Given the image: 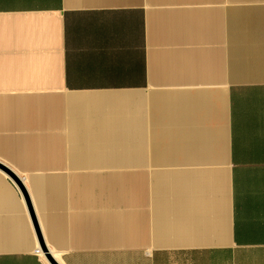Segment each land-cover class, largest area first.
Segmentation results:
<instances>
[{"label":"crops","instance_id":"crops-1","mask_svg":"<svg viewBox=\"0 0 264 264\" xmlns=\"http://www.w3.org/2000/svg\"><path fill=\"white\" fill-rule=\"evenodd\" d=\"M0 164V264H264V0H0Z\"/></svg>","mask_w":264,"mask_h":264},{"label":"water","instance_id":"water-1","mask_svg":"<svg viewBox=\"0 0 264 264\" xmlns=\"http://www.w3.org/2000/svg\"><path fill=\"white\" fill-rule=\"evenodd\" d=\"M0 167L2 168V169H4L8 174H10L15 180H16V182L20 185V187L22 188V189H24L23 188V184L21 183V180L17 177V175H15L10 169H7L4 165H2V164H0ZM43 245V250L45 251V252H47V249H46V246H45V244L43 243L42 244ZM47 255H49L48 253H47ZM49 258L51 259V261L54 263V264H56L53 260H52V257L49 255Z\"/></svg>","mask_w":264,"mask_h":264}]
</instances>
